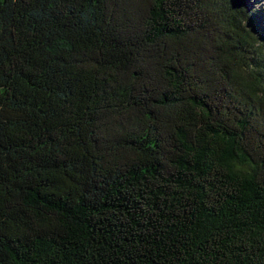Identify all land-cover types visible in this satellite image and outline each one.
Here are the masks:
<instances>
[{"label": "trees", "instance_id": "16d2710c", "mask_svg": "<svg viewBox=\"0 0 264 264\" xmlns=\"http://www.w3.org/2000/svg\"><path fill=\"white\" fill-rule=\"evenodd\" d=\"M251 14L0 0V264H264Z\"/></svg>", "mask_w": 264, "mask_h": 264}, {"label": "rangeland", "instance_id": "374dc122", "mask_svg": "<svg viewBox=\"0 0 264 264\" xmlns=\"http://www.w3.org/2000/svg\"><path fill=\"white\" fill-rule=\"evenodd\" d=\"M246 8L252 14V18L264 31V0H244Z\"/></svg>", "mask_w": 264, "mask_h": 264}]
</instances>
